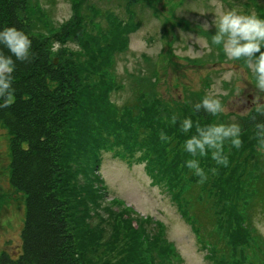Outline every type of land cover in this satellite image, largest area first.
I'll use <instances>...</instances> for the list:
<instances>
[{
	"label": "trees",
	"instance_id": "obj_1",
	"mask_svg": "<svg viewBox=\"0 0 264 264\" xmlns=\"http://www.w3.org/2000/svg\"><path fill=\"white\" fill-rule=\"evenodd\" d=\"M165 1L126 0L122 16L89 0H71L73 15L57 25L39 0H0V30L14 26L24 31L35 54L32 62L16 61V101L0 108V125L11 144L8 176L25 193L27 205L21 250L15 258L3 252L1 264H176L179 253L166 239L162 221L137 216L118 197L106 204L100 173L104 151L145 163L191 224L205 259L264 264V237L249 217L257 205L264 207V153L257 151L251 119L255 107L238 117L243 146L236 149L225 142L227 167L216 165L210 152L198 157L207 175L201 184L185 166L192 157L183 150L195 128L182 133L180 119L173 125L170 118L178 114L202 126L230 124L224 113L213 117L194 110L203 91L196 93V102H175L173 110L146 94L151 82L141 77L134 99L122 105L112 99L124 85L116 74L117 58L141 25L134 7L146 5L158 13L178 6ZM242 4L245 12L250 14L253 6L264 19L259 0ZM202 33L211 41L215 28ZM54 41L60 45L55 52ZM214 47L223 60L222 48ZM0 50L11 55L3 45ZM258 121L264 116H257ZM161 131L171 140L161 141Z\"/></svg>",
	"mask_w": 264,
	"mask_h": 264
},
{
	"label": "rangeland",
	"instance_id": "obj_2",
	"mask_svg": "<svg viewBox=\"0 0 264 264\" xmlns=\"http://www.w3.org/2000/svg\"><path fill=\"white\" fill-rule=\"evenodd\" d=\"M242 1L246 3V0L176 1L175 13L171 7L160 8L158 13H153L146 5H136L134 10L141 25L130 33L128 49L117 58L116 74L124 85L112 93L113 101L122 105L134 99L135 83L139 84V78L143 77L155 82L154 86L147 88L146 94L161 98L173 110L176 109L175 102L183 104L185 97L193 103L197 92L203 91V96L214 95L221 100L229 123L237 124L239 115L247 114L257 103L264 104V93L255 88L254 78L242 61H229L226 57L220 60L216 47L211 46L212 50L208 51L203 46L204 41L209 45L211 41L202 32L214 27L209 29L207 22L212 21L219 11L236 9L249 14L244 11L247 8ZM259 1L264 4V0ZM39 2L57 25L74 13L71 0ZM88 3L103 11L115 10L122 16L127 14L126 0H89ZM248 8L251 13H256L253 6ZM166 16L170 20L164 32ZM169 36L172 39L170 46L179 55L172 59L173 62L167 50ZM8 136L9 133L0 125V264L3 252L13 258L19 254L27 216L26 195L12 185L8 176L7 155L11 151ZM112 152H103L100 167L101 176L108 186L106 204L112 205L109 203L111 199L120 197L137 216H150L154 222L162 221L166 239L179 253L176 264L210 263L170 192L150 176L145 163H128ZM252 210L249 217L253 218V224L264 237V207L257 205Z\"/></svg>",
	"mask_w": 264,
	"mask_h": 264
},
{
	"label": "clouds",
	"instance_id": "obj_3",
	"mask_svg": "<svg viewBox=\"0 0 264 264\" xmlns=\"http://www.w3.org/2000/svg\"><path fill=\"white\" fill-rule=\"evenodd\" d=\"M215 28V34L211 36V43L204 41L203 46L211 51V46L222 48L224 56L229 61H241L251 72L255 81V88L264 93V19L255 12L243 14L236 9L221 10L207 22V27ZM0 45L8 49L11 55H5L0 50V108H9L15 101V89L13 88L16 70V61L29 63L35 59L31 52L32 40L22 30L14 26L4 27L0 30ZM59 42L54 41L51 51H58ZM15 57V59H13ZM194 110L216 117L224 112V106L220 99L214 95H205L203 99L194 105ZM255 114L251 116L254 122V139L257 142V151L264 153V121L257 122V116H264V104L255 105ZM180 119V131L189 133L195 128V133L183 143V150L189 154L191 159L185 162V166L192 170L193 174L199 177V183H204L207 175L200 166L198 157H206L209 152L211 159L216 165L227 167L228 156L225 155V142L232 147L239 149L243 146L241 139L242 129L239 124L213 122L202 126L198 121L193 122L190 117L180 118L173 114L170 118L175 125ZM161 141H170L171 137L163 131L160 132ZM210 171L216 174L217 169Z\"/></svg>",
	"mask_w": 264,
	"mask_h": 264
},
{
	"label": "water",
	"instance_id": "obj_4",
	"mask_svg": "<svg viewBox=\"0 0 264 264\" xmlns=\"http://www.w3.org/2000/svg\"><path fill=\"white\" fill-rule=\"evenodd\" d=\"M55 62H57V59L55 60ZM25 147H27V146H25Z\"/></svg>",
	"mask_w": 264,
	"mask_h": 264
}]
</instances>
